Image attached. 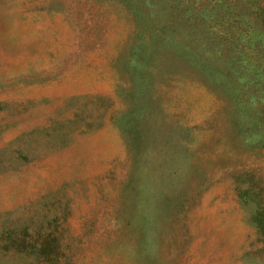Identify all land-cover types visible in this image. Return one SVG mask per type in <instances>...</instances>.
Masks as SVG:
<instances>
[{"label": "rangeland", "instance_id": "obj_1", "mask_svg": "<svg viewBox=\"0 0 264 264\" xmlns=\"http://www.w3.org/2000/svg\"><path fill=\"white\" fill-rule=\"evenodd\" d=\"M131 1L0 0V264H264L249 10Z\"/></svg>", "mask_w": 264, "mask_h": 264}, {"label": "trees", "instance_id": "obj_2", "mask_svg": "<svg viewBox=\"0 0 264 264\" xmlns=\"http://www.w3.org/2000/svg\"><path fill=\"white\" fill-rule=\"evenodd\" d=\"M129 1L131 6L135 7V4L132 5V1ZM242 3L249 10V13L244 16L242 13H238L232 20L239 21L238 15L245 18L246 27L242 33V38L248 41V51L250 55L255 57L250 58L252 63L257 64L255 69L264 75V1L242 0ZM220 5V0H214L211 4L214 8ZM247 118L253 124L258 123L264 126V115H255V112H252V115L248 114ZM238 196L243 203L252 204L250 218L260 232V249L264 251V188L252 189L247 187L245 189H239ZM27 245L33 251V260L36 264H73L69 255L59 249L58 238L56 236H50L49 233L37 237V239H34L33 242Z\"/></svg>", "mask_w": 264, "mask_h": 264}]
</instances>
